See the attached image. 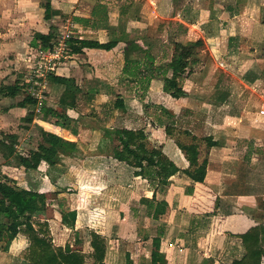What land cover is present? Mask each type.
<instances>
[{
	"label": "crops",
	"instance_id": "0c3cea01",
	"mask_svg": "<svg viewBox=\"0 0 264 264\" xmlns=\"http://www.w3.org/2000/svg\"><path fill=\"white\" fill-rule=\"evenodd\" d=\"M66 1L72 2V0H52L54 8L61 11L60 16L68 9L64 3ZM74 2L78 1L74 0ZM152 2L154 17L166 19L165 16L160 15L162 11L165 13L160 8L162 4H157L155 0ZM41 3L42 0H0V86L15 82L21 83L18 79L21 80L23 77L14 65H20L19 68L27 65L30 58L29 53L34 49L37 50L31 46L34 36L30 35H34L35 32L48 33L50 30L48 29L49 23L44 19V8ZM85 3L92 5L93 9L94 0L91 3L88 1ZM174 3L170 0L166 2V5L170 6V9H167V12L170 11L168 19L174 16L178 23V27L170 31L171 35L173 34L171 39L187 43L202 38L206 47L204 51H210L209 62L203 64L200 53L199 61L193 65V72L186 77L187 79L185 78L186 84L183 85V89L187 95L179 98L170 95V109L174 110L176 115L180 116L183 113V107L188 103L187 108L194 111L193 115L183 117L186 119V127L177 124L175 126L179 129H188L198 137L212 136L218 141V145L207 148L204 141L201 143V160L206 155L208 158L207 175L203 182H194L182 172L189 166V161L175 138L169 135L170 147L167 150L170 149V159L181 171L172 176V184L165 194L157 192L151 185L133 182L134 179L147 181L140 176H134L126 181L125 176L129 174L128 169L126 171L119 168L102 170L97 168L101 166L99 164L95 167L89 165L83 171H77L80 176L82 174L94 175L98 177L97 181L105 183L101 182L100 186L84 183L76 185L80 186L78 188L81 192L77 193L79 197L72 198L73 205L76 206L70 208L77 211L74 229L62 224L60 210H56L59 218L56 216L53 221L47 220L50 223L53 239L59 245H62L66 237L63 229L61 231L55 229L57 225L64 227L66 231L77 232L84 227L90 229L93 224H100L103 230L99 233L107 240L104 264H114L113 255H119L120 258L127 255V251L124 253L125 248L118 247V242H123L122 239L126 240L124 246L130 251L132 264H152L153 250H158L160 253L159 264H203L205 259L209 258L214 259V264H227L234 259L241 258L244 254L242 241L237 236L246 233L256 225L264 226V197L259 196L264 193V114L260 113V109L264 108V0H180ZM71 8L75 9L76 6H71ZM92 9L80 17L90 18ZM8 16L10 19H7ZM73 26L81 27V32H88L91 35L82 36L83 38L96 39L92 37L96 28H93L91 23L84 25L76 22ZM58 30H60L59 27ZM96 40L101 41L99 38ZM136 48L138 47H129L133 50ZM129 49L124 43L107 50V54H110L108 56L115 51L122 54L113 60L119 63L116 75H119V69L122 70L125 53ZM102 50L104 49L85 48L84 53H72V55L70 53L69 58L72 59L70 62L78 68L79 61L75 57L86 55L90 59L89 63L93 64ZM107 63L108 68L114 66L109 59ZM79 68L81 73H84L81 75H86L84 65ZM94 71L92 69V76L96 73ZM14 75H16L15 79ZM170 75L171 71L168 76ZM102 78L110 81L106 75ZM10 79L12 81H9ZM123 80H126L125 77ZM51 84L52 86L57 85L56 83L48 85ZM109 86L103 87V91L105 92V89L107 91L100 94L102 97L108 96L111 92ZM156 92L157 90H153L154 96ZM214 93L225 95L229 93L230 97L227 99L224 97L223 101L210 99ZM255 94L259 97H255ZM0 97L3 98L0 102L5 99L15 101V97L2 95ZM45 97L50 106L65 109L70 117L77 120L78 125L81 124V120L86 121L84 117L90 109L80 104L79 100L77 107L64 108V105L58 101L59 97L56 102L51 101L47 95ZM17 101L0 106V135L10 130L13 121L18 125V117H25L28 108L10 106ZM100 120H102L101 117ZM90 121L93 120L90 119ZM34 122L38 124L37 127H43L49 131L52 130L48 126L55 127L61 132L57 134L70 140H78L87 145L90 152L97 149L102 139V126L98 128L96 125L97 130L92 128L93 137L96 138H93L94 141L96 140L93 146L87 138L83 137L81 131L75 135L70 130L62 129L38 116L31 123H27L30 128H23L24 132L30 131ZM103 127L110 126L103 125ZM142 128L148 132L145 127ZM91 154L95 152L88 153L86 159L90 160L89 155ZM0 155L4 156L3 153ZM105 156L111 159L109 161L111 165L116 163L123 164L125 167L124 163ZM65 158L84 160L65 156L62 161ZM42 164L47 168V163ZM7 167L14 171L13 175H18L16 171L19 173L22 170L25 171L24 167L10 163L4 164L2 170ZM259 170L263 172L261 173L262 181L259 173H256ZM106 173L108 176L99 180V176ZM7 174L10 176V173ZM63 175H65V169L60 163L56 180L52 183L47 173H44L41 185L48 188L55 187V185L61 186ZM78 175L73 179L79 182ZM108 178L109 181H107ZM120 179L124 180L118 183ZM259 183H261V188L258 187ZM90 187L98 193L96 195L92 193L91 199L87 193ZM188 187H192V192L190 190L189 193L187 192ZM50 190L42 192L48 193L51 192ZM257 192L262 194L256 195ZM143 197L165 199L168 202V209L161 216V219L164 217L167 223L163 234H159V225L154 224L157 220L148 216L146 206L141 202ZM134 201H137L138 205L132 208L131 204ZM95 206L99 210L97 214L94 210ZM95 214L100 216L97 220L94 219ZM100 220H102L101 223ZM54 222L55 225H53ZM117 230L119 231L117 235H109V232L114 233ZM9 244L15 250H23L28 245L25 236H19ZM90 249H92L91 246ZM261 264H264V255Z\"/></svg>",
	"mask_w": 264,
	"mask_h": 264
},
{
	"label": "trees",
	"instance_id": "16d2710c",
	"mask_svg": "<svg viewBox=\"0 0 264 264\" xmlns=\"http://www.w3.org/2000/svg\"><path fill=\"white\" fill-rule=\"evenodd\" d=\"M100 4V5H99ZM44 8V19L49 23V32H35L31 46L39 50H51L58 44V28L54 25L53 19L58 13L52 4V0H45L41 3ZM101 6V8H100ZM102 3L94 5L90 18L75 17V21L84 25L92 24L93 28L103 25L107 20L106 10ZM130 5L123 7L126 11ZM122 38V37H121ZM121 38H113L107 42L96 39L79 38L72 36L67 40L69 52L84 53L85 48H99L111 50L117 46ZM128 41V40H127ZM135 42V43H134ZM128 47H138L134 41ZM204 46L202 38L196 41L182 43L173 42L172 55L167 63L171 75H164L165 91L174 98L185 96L187 92L181 84L189 74L193 72V65L199 61L200 49ZM48 82L58 83L64 86L59 97V103L64 108H75L78 104V95L82 92L76 79L71 76L50 73ZM29 85V84H28ZM27 85L15 82L9 85L0 86V95L17 97L24 95L17 106L29 108L30 114L26 121L32 122L33 116L38 110V116L48 122L68 129L77 135V120L70 117L65 109L50 106L45 99L40 100L33 92L27 90ZM224 94L220 99H224ZM93 98V94L89 95ZM122 100L116 102V107H123ZM171 115H173L170 112ZM174 116V115H173ZM29 129V125L23 126ZM41 141L35 149L20 152L19 134L17 132L3 133L0 139V153L25 171H36L45 162L50 169L59 166L65 156L85 159L88 153L107 155L118 162L124 163L129 174H126V181L134 176H140L150 180L152 187L159 193L165 194L172 184V176L181 169L163 151L162 147L153 145L148 133L143 129H120L112 127H101L102 139L95 151H89L88 146L78 140H70L61 134L38 127ZM168 135L173 136L184 154L189 166L182 170L194 182H203L207 175V155L201 160L200 146L204 141L207 148L218 145V141L212 136L198 137L188 129H178L175 125L166 126ZM184 134V135H183ZM186 136V139L184 137ZM88 151V152H87ZM134 161L132 163L131 161ZM12 164V162H10ZM51 174V173H50ZM48 193L35 188H24L19 186L12 177L0 175V242L8 244L18 238L21 234L27 239L28 245L21 251L20 256L23 264H86L88 256L83 248L85 240L78 238L73 246L67 243L59 245L54 242L51 227L48 220H39L36 216L46 212L49 206ZM141 202L145 204L148 216L159 220L168 209V202L165 199H150L143 197ZM62 224L67 228L74 229L77 220V211L61 207ZM89 244L92 248L90 255L94 264H104L107 253V240L105 236L96 230L89 231ZM162 234V231L159 233ZM241 239L244 247V254L241 258L232 260L227 264H261L264 255V226L256 225L246 233L237 236ZM160 263L158 250L152 252V264ZM212 258L205 259L203 264H214Z\"/></svg>",
	"mask_w": 264,
	"mask_h": 264
},
{
	"label": "rangeland",
	"instance_id": "374dc122",
	"mask_svg": "<svg viewBox=\"0 0 264 264\" xmlns=\"http://www.w3.org/2000/svg\"><path fill=\"white\" fill-rule=\"evenodd\" d=\"M45 1V0H42ZM78 2H72L66 1L64 2L66 6H68V9L66 12H63V14L60 16L59 10L56 16L53 19V23L55 26L60 28V34L58 38V42L63 39L67 34L69 37H67L65 41V51L68 53L67 57H64L60 60V64L57 68L56 73L60 75H68L71 77L76 76V81L79 84V86L82 89V92L78 95V100L80 101V104H83L84 106H88L90 109L87 111V115L85 118L86 121L81 120V124L78 125L77 123V130L78 132L81 131L83 133V137L88 139L91 143V145H95V141L93 140V130H97L95 127L98 126H110L112 128H120V129H139L142 127H145L148 130V136L153 145H156L158 147H162L163 150H165L166 154L170 157V149L167 150L168 147H170V137L166 131V126L173 124L178 125L181 127H186V119L185 117L189 115H193L194 111L189 110L187 107H189L186 104L185 107H183V113H181L180 116L176 115L174 110L170 109V93L165 91V81H164V75H169L170 71L167 68V63L170 61L171 55H172V47H173V34L171 35L170 31L172 29H176L178 27L177 21L174 19L175 17L172 16V18L168 19L169 12H167V9H170V6L166 5V2L168 0H155V2L158 4H162L160 6L161 9L165 11V13L162 11L160 12L161 16H165L166 19H162L161 17H154V4L152 0H94V5H98V3H102V5L105 8H102V11L106 10L107 12V20L106 22L98 26V28L95 29V34L92 35V37L96 39H100L101 41H109L113 38H121V41L118 44L123 45L126 43L127 45L130 44V42L137 41L138 42V48L136 49H129L127 53H125L124 62L122 64V70L119 69L120 73L118 74V67L119 63L113 62V60L119 58L121 56V52L115 51L112 52L111 56H108L110 54H107V50L104 49L99 52V55L95 58L93 64L89 63V57L86 55H80L75 57V59H78L79 61V67L84 65L86 75H81L84 73H81L79 70L80 68H75L74 64H72L70 61L72 60L69 58V50L67 46V40L72 37H79L83 38L82 36H91L88 32L83 33L82 28L80 27H74L75 23H81L78 21H75V17H80V15L84 16V14L90 12V9H92V5H88V3L85 2H92V0H84L85 2H81L80 0H77ZM175 2L174 4L178 3L180 0H170ZM100 5V4H99ZM130 5V8L126 11H123L122 8ZM71 6H76V8H71ZM78 6V8H77ZM94 7V6H93ZM101 8V6H100ZM74 9V10H73ZM65 10V9H64ZM77 16H76V14ZM82 13V14H81ZM91 16V13H90ZM171 17V16H170ZM7 19H10L9 16ZM176 21V22H175ZM6 24V23H5ZM92 25V24H91ZM49 29V28H48ZM30 36H34L33 34ZM65 37V38H66ZM65 40V39H63ZM128 40V41H127ZM135 43V42H134ZM117 44V45H118ZM127 48V47H126ZM206 49L205 46L201 48L199 51L201 53L202 62L204 64L208 63L210 59V51H204ZM32 50L30 54V58L28 60V64L25 66L20 65H14V67L18 68L19 74L22 75L23 79H18L21 81V83H25L24 85H27V90L30 88V83H32L31 75H32V66L33 63L38 57V51ZM121 50V49H120ZM130 51H133L130 53ZM215 53V52H214ZM72 55V54H70ZM156 57V58H155ZM111 61L114 66L112 68H108L107 60ZM112 59V60H111ZM110 64V65H111ZM77 67V66H76ZM92 69L96 71L95 74H92ZM94 71V72H95ZM103 75H106L109 77L110 81L102 78ZM120 76V77H119ZM16 75H14L15 79ZM121 77H123L121 79ZM125 77L126 80H123ZM187 79V78H186ZM186 79L182 80L181 84L182 86L186 84ZM9 81H12L11 79ZM50 82H48L49 84ZM29 84V85H28ZM52 86L47 85L48 88H46L44 92L47 97L53 101L56 102L58 100V97H60L64 86L62 84H58ZM23 85V84H22ZM110 85L111 92L108 93V96L102 97L100 94L106 93L103 91L104 88ZM39 86H36L35 92ZM154 87V88H153ZM153 90H157L156 96H154ZM38 91V90H37ZM44 91V90H43ZM261 92V91H259ZM42 93V92H41ZM93 93V98H90L89 95ZM39 94V93H38ZM161 94V95H160ZM187 95V94H186ZM221 93H214L211 95L210 99L221 101L220 99ZM24 95H19L18 97H15L14 100L18 101L14 103L13 105H10L12 107L17 106V103L23 99ZM172 96V95H171ZM255 97H259L256 94ZM173 97V96H172ZM198 97V96H197ZM223 97H226L225 99L230 97V94L225 95ZM3 98L0 97V100ZM47 100V99H46ZM122 100L124 102V107H116V102ZM224 100V99H223ZM222 100V101H223ZM13 100H3L0 102V106L9 105L11 102H15ZM48 102V101H47ZM20 107V106H18ZM34 115H29V117H32L33 120L37 118L38 116V110ZM30 110L28 108L27 113L24 118L19 119V124L17 125L14 123L11 125L10 130H8L7 133H12L14 129H17V132L19 137V145L17 146V149L20 152L28 151L29 149H35L39 142L41 141V135L39 128L35 124H33V128L30 131H26L23 129V126L27 123L26 117L28 116ZM170 112L174 115H171ZM89 113V115H88ZM39 117V116H38ZM100 117L102 120H100ZM105 117V118H104ZM184 117V118H183ZM93 120V121H90ZM102 121V122H99ZM41 126H44L42 124H39ZM93 125V127H92ZM14 126H16L14 128ZM45 127V126H44ZM50 130L61 133L59 130H57L55 127H50ZM179 129V128H178ZM184 135V134H183ZM197 136V135H196ZM3 137V134L0 135V139ZM173 137V136H172ZM96 139V138H95ZM186 139V136L184 137ZM187 158V157H186ZM89 159L84 160H77V159H70L65 158L61 164L62 167L65 169V175H63V179L60 182V185H55V187L48 188L45 185H41V181L44 178V173H47L48 179L50 178V181L53 183L56 180V175L59 170V166L54 167L50 169V167L47 165L44 166L43 164L40 166L42 167L37 171H24L22 170L21 173L16 171V174L13 175L14 171L11 168H5L3 169V165L6 163L12 162V164H15L13 162V159L5 158L4 156L0 155V175H8L7 173H10V177L13 176V179H15L19 186H22L24 188H35L40 191H46L48 189H51V192H48V209L46 212L40 213L36 216L39 220H54L56 219V216L59 218V214L56 213V210H61V207L64 208H72L76 205H73L74 202L72 200L73 197H79L77 195L78 192H81L80 186H76L77 184H86L95 186L94 184H98L97 186H100V184L105 183L104 181H97L98 177L94 175H88V174H82L81 176L77 174L78 170H84L85 168L90 166H98L99 164L101 166H98L97 168H100L102 170L105 169H111V168H119L120 170L126 171V167H124L123 164H116L109 163L111 159L107 158L105 155L101 154H91L89 155ZM113 161V160H112ZM134 163V161H131ZM45 168H44V167ZM45 169V172H44ZM119 170V171H120ZM106 172V171H105ZM51 173V174H50ZM260 175V180L262 181L263 177L261 175V170L258 172ZM107 174V173H106ZM103 174L99 176L100 178L107 177L108 174ZM73 175V176H72ZM78 175V180L73 179ZM9 176V175H8ZM59 178V177H58ZM258 178V177H257ZM126 179V178H125ZM147 181L137 180L134 179L136 183L139 184H145V185H151L150 180L147 178ZM97 183H96V181ZM124 179H120L118 183H121V181ZM127 180V179H126ZM109 181V178L107 179ZM48 182V180H47ZM74 182V184L72 183ZM102 182V183H101ZM123 182V181H122ZM126 182V181H125ZM124 182V183H125ZM107 183V182H106ZM262 183V182H261ZM259 183L258 187H260ZM152 186V185H151ZM93 187H90L87 191L89 193V199H91V194L96 195L98 193L94 192ZM192 187H188L187 192L190 190L192 192ZM261 188V187H260ZM56 189V190H55ZM61 189V190H59ZM90 190V191H89ZM93 191V192H91ZM59 193H62L61 195ZM189 193V192H188ZM262 194L260 192H257L256 195ZM100 195V194H99ZM260 198L264 197L263 195H259ZM93 197V196H92ZM76 200V199H75ZM73 205V206H72ZM137 204V201L132 202L131 206L132 208L135 207ZM96 207V206H95ZM94 207V208H95ZM96 207L94 210L97 214L99 210ZM94 219L97 220L99 218V215H96ZM102 220H100V223ZM154 224L159 225L158 231H162V234L164 231H166V225L167 223L163 219L157 220V222H154ZM55 225V222L54 224ZM65 226V225H64ZM55 227V226H54ZM81 228V227H80ZM92 228V229H91ZM90 229H86V227L77 230V232L73 231H66L64 227H61L60 225H57L55 227L56 230L61 231L63 229V232L65 234V241L62 243V245H66L67 243L71 244L73 246L78 238L84 239L86 241L84 246V252L88 255L86 257V264H94L93 259L90 255V249L88 238H89V231L90 230H96L98 232H101L103 229L100 228V224H93ZM105 230V229H104ZM129 230V229H128ZM107 231V230H106ZM127 231V230H126ZM52 232V230H51ZM119 231L109 232V235L115 234L117 235ZM24 236V235H20ZM53 237V234H52ZM123 242L119 241L118 247L120 249H124L127 251V255H123L121 258L119 255H113L112 259H114V264H119L120 262H123V264H132L133 260L131 259L130 251L124 246V242L126 240L122 239ZM22 243V240L20 241ZM18 241V243H20ZM55 242V241H54ZM20 243V245H21ZM56 243V242H55ZM145 244V243H144ZM20 250V249H19ZM15 250V248L10 247V244H5L4 242H0V264H23L24 260L21 258L20 253L22 250ZM15 253V254H13ZM126 259V261H125ZM125 262V263H124Z\"/></svg>",
	"mask_w": 264,
	"mask_h": 264
},
{
	"label": "built area",
	"instance_id": "2783aa9c",
	"mask_svg": "<svg viewBox=\"0 0 264 264\" xmlns=\"http://www.w3.org/2000/svg\"><path fill=\"white\" fill-rule=\"evenodd\" d=\"M66 36L69 37L68 34ZM65 37H63L65 40H60L54 49L40 50L38 52V57H36L33 63L30 80L32 83L29 85V90L33 92L40 100L46 98L44 92H46L45 90L48 85V75L50 73H56L60 64V60L68 56V53L65 51V41L67 39V37ZM36 86H39V89H37L38 91L36 90L35 92ZM260 113L264 114V108L260 109Z\"/></svg>",
	"mask_w": 264,
	"mask_h": 264
},
{
	"label": "flooded vegetation",
	"instance_id": "af4514ba",
	"mask_svg": "<svg viewBox=\"0 0 264 264\" xmlns=\"http://www.w3.org/2000/svg\"><path fill=\"white\" fill-rule=\"evenodd\" d=\"M21 84H23V85H24L25 83H21Z\"/></svg>",
	"mask_w": 264,
	"mask_h": 264
}]
</instances>
